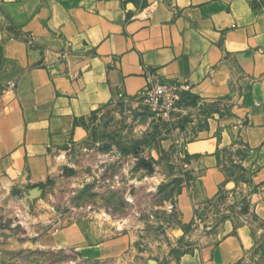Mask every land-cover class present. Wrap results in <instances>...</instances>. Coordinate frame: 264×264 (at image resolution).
Returning <instances> with one entry per match:
<instances>
[{
    "label": "crops",
    "instance_id": "1",
    "mask_svg": "<svg viewBox=\"0 0 264 264\" xmlns=\"http://www.w3.org/2000/svg\"><path fill=\"white\" fill-rule=\"evenodd\" d=\"M151 74L192 86L186 116L137 117ZM35 189L89 213L39 238L79 259L172 245L147 216L177 209V264L244 261L264 237V0H0V197Z\"/></svg>",
    "mask_w": 264,
    "mask_h": 264
},
{
    "label": "rangeland",
    "instance_id": "2",
    "mask_svg": "<svg viewBox=\"0 0 264 264\" xmlns=\"http://www.w3.org/2000/svg\"><path fill=\"white\" fill-rule=\"evenodd\" d=\"M38 199V193L23 194L19 190L0 197V264H177L181 257L191 250L189 242L183 236L185 233L170 229L177 209H156L152 215L147 216L149 236L151 239L161 238V241H165L166 237L172 245L162 246L154 240L141 242L135 246L134 255L126 263L82 260L71 251L43 246L39 238L44 233H54L68 224L57 222L60 216L72 212V220L73 216L79 215L89 218V213L81 214L78 209H60L57 205H53L54 209L45 205L38 207ZM226 210L224 206L221 209H212L209 213L204 209L198 212L197 219L194 220L203 221L211 214L217 215ZM71 220L69 219V222ZM171 237H175V240H169ZM162 251L166 253L164 258ZM239 264H264V237L252 253Z\"/></svg>",
    "mask_w": 264,
    "mask_h": 264
},
{
    "label": "built area",
    "instance_id": "3",
    "mask_svg": "<svg viewBox=\"0 0 264 264\" xmlns=\"http://www.w3.org/2000/svg\"><path fill=\"white\" fill-rule=\"evenodd\" d=\"M137 117L144 115L155 127L170 125L178 114L186 116L192 106V86L172 83L151 74L146 87L134 99Z\"/></svg>",
    "mask_w": 264,
    "mask_h": 264
},
{
    "label": "water",
    "instance_id": "4",
    "mask_svg": "<svg viewBox=\"0 0 264 264\" xmlns=\"http://www.w3.org/2000/svg\"><path fill=\"white\" fill-rule=\"evenodd\" d=\"M144 119H146V118H144ZM141 124H142V123H141ZM32 193H33V194H37L38 191L35 189V190L32 191Z\"/></svg>",
    "mask_w": 264,
    "mask_h": 264
},
{
    "label": "trees",
    "instance_id": "5",
    "mask_svg": "<svg viewBox=\"0 0 264 264\" xmlns=\"http://www.w3.org/2000/svg\"><path fill=\"white\" fill-rule=\"evenodd\" d=\"M194 100H195V98H194Z\"/></svg>",
    "mask_w": 264,
    "mask_h": 264
}]
</instances>
